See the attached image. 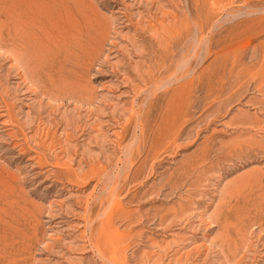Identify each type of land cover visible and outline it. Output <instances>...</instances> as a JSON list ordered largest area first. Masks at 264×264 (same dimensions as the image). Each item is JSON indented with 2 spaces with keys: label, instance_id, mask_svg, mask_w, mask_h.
<instances>
[{
  "label": "rangeland",
  "instance_id": "374dc122",
  "mask_svg": "<svg viewBox=\"0 0 264 264\" xmlns=\"http://www.w3.org/2000/svg\"><path fill=\"white\" fill-rule=\"evenodd\" d=\"M0 264H264V0H0Z\"/></svg>",
  "mask_w": 264,
  "mask_h": 264
}]
</instances>
